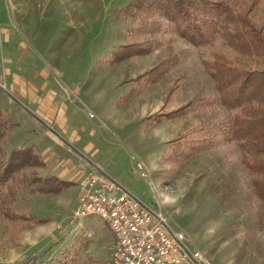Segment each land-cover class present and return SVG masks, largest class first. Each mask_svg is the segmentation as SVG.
Returning <instances> with one entry per match:
<instances>
[{
  "label": "rangeland",
  "instance_id": "obj_1",
  "mask_svg": "<svg viewBox=\"0 0 264 264\" xmlns=\"http://www.w3.org/2000/svg\"><path fill=\"white\" fill-rule=\"evenodd\" d=\"M130 1L0 0V108L19 123L11 142L48 141L53 158L56 142L67 147L54 135L65 129L184 234L199 254L188 264H264V197L219 132L226 112L208 103L216 95L203 68L208 53L165 27L137 35L119 16ZM224 1L264 29V0ZM223 50L243 68L261 65ZM190 139L200 151L184 158ZM77 192L72 184L32 201L50 218L42 223L15 227L0 217V264H53L71 246L109 264L114 235L96 214L73 219Z\"/></svg>",
  "mask_w": 264,
  "mask_h": 264
},
{
  "label": "trees",
  "instance_id": "obj_2",
  "mask_svg": "<svg viewBox=\"0 0 264 264\" xmlns=\"http://www.w3.org/2000/svg\"><path fill=\"white\" fill-rule=\"evenodd\" d=\"M236 7V3L229 5L224 0H132L120 8L119 16L133 24L137 35L165 27L208 53L203 68L216 92L207 98L208 103L219 105L226 112L219 132L226 143L237 146L256 196L263 198L264 29H256L236 12ZM219 43L223 47H218ZM121 46L131 48L127 44ZM224 48L236 55L256 58L261 65L243 68ZM156 71L155 67L146 74L157 79ZM17 127L18 121L0 108V217L11 226H32L50 219L39 215L40 210L33 211L32 201L59 194L72 182L46 171L37 143H12ZM209 133L213 135L211 130ZM208 140L198 139V144L208 149L212 145ZM194 141L188 140L187 148L182 145L187 149L182 152L184 158L200 151ZM63 253L53 264H104L83 254L79 246L68 247Z\"/></svg>",
  "mask_w": 264,
  "mask_h": 264
},
{
  "label": "built area",
  "instance_id": "obj_3",
  "mask_svg": "<svg viewBox=\"0 0 264 264\" xmlns=\"http://www.w3.org/2000/svg\"><path fill=\"white\" fill-rule=\"evenodd\" d=\"M137 167L142 171L141 164ZM89 214L98 215L114 235L109 264H188L198 260V252L188 247L184 234L161 211L95 168L82 176L72 213L75 220Z\"/></svg>",
  "mask_w": 264,
  "mask_h": 264
},
{
  "label": "crops",
  "instance_id": "obj_4",
  "mask_svg": "<svg viewBox=\"0 0 264 264\" xmlns=\"http://www.w3.org/2000/svg\"><path fill=\"white\" fill-rule=\"evenodd\" d=\"M52 118L56 120L57 117L56 115H54L52 116ZM54 135H56L57 137H59L61 140H63L66 143L67 147H64L65 148L64 149L60 143L56 142L57 148H61L60 151L62 152L63 155L61 154V152L53 153L52 154L53 158H52L46 151L49 147L48 141L46 145H43V146L37 145V146L39 147L42 159L44 160L46 164V168L48 170L54 169L55 170L54 175H56L58 178L62 180L70 181L72 182L73 185L78 187V184L80 180L82 179V176L90 168L99 169L100 171L104 172L108 176H111L108 172L104 170V168L98 162L82 154V152H85L86 150L88 151L89 148H91V145H86V144L78 145L79 141H77L73 137L72 133H69L65 129L58 132V134L55 133ZM91 154H92L91 156H94L95 151L92 152ZM75 166H78V169L75 168Z\"/></svg>",
  "mask_w": 264,
  "mask_h": 264
}]
</instances>
